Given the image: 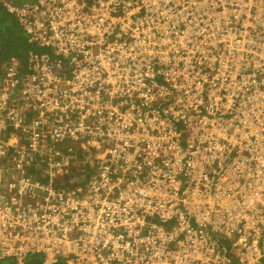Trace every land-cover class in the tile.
Instances as JSON below:
<instances>
[{
	"label": "built area",
	"instance_id": "obj_1",
	"mask_svg": "<svg viewBox=\"0 0 264 264\" xmlns=\"http://www.w3.org/2000/svg\"><path fill=\"white\" fill-rule=\"evenodd\" d=\"M4 3L69 62L0 77V261L264 264V0Z\"/></svg>",
	"mask_w": 264,
	"mask_h": 264
},
{
	"label": "trees",
	"instance_id": "obj_2",
	"mask_svg": "<svg viewBox=\"0 0 264 264\" xmlns=\"http://www.w3.org/2000/svg\"><path fill=\"white\" fill-rule=\"evenodd\" d=\"M18 5H23L26 2L34 0H12ZM44 53L50 56L63 59L67 63L68 59L62 55H56L51 49L45 51L39 49L36 45L29 42V37L24 28L19 24L18 20L8 11L4 0H0V77H4L7 70V63L12 57H19L16 64L18 70L17 77L19 87L23 86V81L26 76H34L37 71L33 63L43 59ZM55 58V59H56ZM55 59L48 61L50 64L55 62ZM92 151L94 149L92 148ZM90 168H88L89 170ZM44 179V178H43ZM230 240L222 241L223 244L231 246ZM44 256L41 254H31L26 258L25 264H42ZM0 264H18L14 257H6L0 261ZM52 264H66L64 260H59Z\"/></svg>",
	"mask_w": 264,
	"mask_h": 264
},
{
	"label": "bare ground",
	"instance_id": "obj_3",
	"mask_svg": "<svg viewBox=\"0 0 264 264\" xmlns=\"http://www.w3.org/2000/svg\"><path fill=\"white\" fill-rule=\"evenodd\" d=\"M222 70L228 71V67L226 65H222ZM77 146L79 147L80 144H78ZM100 156L101 155H95L94 156V163L95 164L89 169L90 176H89V179L87 181L86 187L84 189V194H85L87 199L90 197V190H92L93 188H96V187L100 186L101 184H103L104 181L110 176L109 171L114 170L112 167L110 168V166L109 167L106 166L103 168L102 175L100 177H97L95 175V171L98 168L97 160L100 158ZM99 225H101V224H99ZM84 236L86 237L87 240L89 239L88 235L84 234ZM142 236H144V237H142ZM213 236L216 238H219L221 241H224V240L233 241V236H229V235L223 236L220 234H213ZM128 244L132 245L134 247V249L137 250L136 252H132V253L128 252L127 253L128 256H142L143 255L142 250H144L147 247V245L150 244V240L147 238L146 235H144V234L138 235V233H137V235H133V236L129 235ZM145 260L150 264L153 261L152 257H146ZM64 261L66 264H73L76 262L75 259H71V258L65 259ZM237 264H242L241 259L237 260Z\"/></svg>",
	"mask_w": 264,
	"mask_h": 264
},
{
	"label": "crops",
	"instance_id": "obj_4",
	"mask_svg": "<svg viewBox=\"0 0 264 264\" xmlns=\"http://www.w3.org/2000/svg\"><path fill=\"white\" fill-rule=\"evenodd\" d=\"M80 150L81 151H84L82 146L80 145ZM94 160H92L91 162H87L86 161V164H85V167H87L85 170H87L88 168H91L93 165H94ZM88 165V166H87ZM79 176L75 179V181H73L72 183H67V182H64L63 185L67 188V189H71V188H76V187H79L82 185V179H83V175H85V173L83 174L82 173H79L78 174ZM82 176V177H81Z\"/></svg>",
	"mask_w": 264,
	"mask_h": 264
},
{
	"label": "rangeland",
	"instance_id": "obj_5",
	"mask_svg": "<svg viewBox=\"0 0 264 264\" xmlns=\"http://www.w3.org/2000/svg\"><path fill=\"white\" fill-rule=\"evenodd\" d=\"M78 169V168H77ZM81 169V170H80ZM80 169H78L79 170V172H82V168H80Z\"/></svg>",
	"mask_w": 264,
	"mask_h": 264
}]
</instances>
